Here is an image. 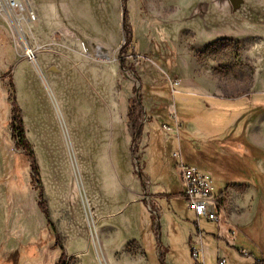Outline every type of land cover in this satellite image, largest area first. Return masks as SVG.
<instances>
[{
    "label": "rangeland",
    "instance_id": "1",
    "mask_svg": "<svg viewBox=\"0 0 264 264\" xmlns=\"http://www.w3.org/2000/svg\"><path fill=\"white\" fill-rule=\"evenodd\" d=\"M125 1L28 0L38 19L23 37L0 13V264H56L54 230L70 264H108L98 234L137 205L153 264H198L200 232L206 264L259 263L264 174L240 145L243 124L207 104L264 82V0ZM20 117L34 158L14 138ZM191 118L197 132L181 126ZM180 151L218 191L230 186L219 222L198 223L183 200Z\"/></svg>",
    "mask_w": 264,
    "mask_h": 264
},
{
    "label": "crops",
    "instance_id": "2",
    "mask_svg": "<svg viewBox=\"0 0 264 264\" xmlns=\"http://www.w3.org/2000/svg\"><path fill=\"white\" fill-rule=\"evenodd\" d=\"M39 65L42 71V64L40 61ZM262 84L264 85V82L256 81L254 89L239 98H221L216 101L212 99L211 101H208L207 109L210 112L215 113L217 106H224L229 109L228 111L234 117H237V121H239L241 125L243 124V143L241 142L240 145L244 146V154L245 156H251L252 158L257 157L259 170L264 174V161L260 158L261 153L259 152H264V88L262 89ZM180 96L181 100H185L186 97L188 99L189 97L188 94L183 95L182 93ZM182 96L184 97L182 98ZM192 112L195 111L193 110ZM182 125L190 127L194 132L198 131L196 127L192 125V118L186 123L182 121L181 126ZM232 128L233 127H231V129ZM228 136H231L232 138L231 134H228ZM231 140L234 141L236 139L233 137ZM252 147L258 149V151L253 150ZM230 153L234 154L237 152L232 149L230 150ZM247 184L249 186L248 192L250 195L258 194V189L254 184ZM149 189L150 187L148 186V190ZM230 191V186H228L222 191H218L217 189L216 193L222 199L223 196ZM145 194L148 196L147 190H145ZM140 211V205H137L133 210L131 219L116 224L113 227H107V229L104 227L102 234H98L101 240L100 243H98V246L102 252L101 256H99L102 261H105V263L107 261L108 264H153L147 254L144 240V230L146 229L147 231L149 229V223L143 225L142 221H140ZM159 224L161 229V223L159 222ZM231 226H233V223L230 226L224 224L222 227L227 233L230 231ZM190 241H192V237ZM162 246L164 245L162 244ZM163 264H166V261H164Z\"/></svg>",
    "mask_w": 264,
    "mask_h": 264
},
{
    "label": "built area",
    "instance_id": "3",
    "mask_svg": "<svg viewBox=\"0 0 264 264\" xmlns=\"http://www.w3.org/2000/svg\"><path fill=\"white\" fill-rule=\"evenodd\" d=\"M0 13L10 19L20 37L24 36L23 23L34 25L38 19L36 13L28 5V0H0ZM28 56L31 60L35 59L29 49ZM179 85L180 82L176 81L175 86ZM164 127L171 131L170 127ZM174 156L179 159V173L185 189L184 200L188 209L198 218V223L202 218L210 222H219L220 213L224 210L225 198L221 199L217 195L214 180L198 167L187 164L181 151L175 153ZM191 242H193L192 257L198 261V264H205L202 232L192 237ZM242 253L246 252L243 250ZM220 264H226V260H220Z\"/></svg>",
    "mask_w": 264,
    "mask_h": 264
},
{
    "label": "trees",
    "instance_id": "4",
    "mask_svg": "<svg viewBox=\"0 0 264 264\" xmlns=\"http://www.w3.org/2000/svg\"><path fill=\"white\" fill-rule=\"evenodd\" d=\"M126 1L124 0V5H125ZM127 14V13H126ZM127 25H125V29L128 28L126 27ZM213 45L210 47L212 49ZM123 66H125V63H123ZM147 86L146 85H142V88H146ZM142 101V99L140 100ZM133 106L130 108V111H129V117H136V112H137V109L139 107V104L141 102H137V101H134L133 102ZM16 110V111H15ZM18 111V114H20V110L19 108L16 106L15 109H14V112H17ZM21 119V117H20ZM137 120H135V123H134V135H133V145L134 147L138 146V143L140 142V140L142 139L143 137V131H144V126L143 125H139L138 123H136ZM16 134H13L14 135V138L15 139H18V146L20 147H23L25 151L29 152L30 155L32 156V158H34V154L32 152V148L26 138V135H25V131H24V127H23V122H22V119H21V122H20V127L19 128H16L14 129ZM18 130V131H16ZM253 150H256L258 151V149L252 147ZM261 153L260 155V158L264 161V152L262 151H259ZM34 172L37 171L36 168H34L33 170ZM38 183V187L41 188V184L39 183V181L37 182ZM40 184V185H39ZM257 187V186H256ZM257 189L259 190V187H257ZM39 206L41 208V210L43 211L45 217L47 218L48 220V223H49V226L53 229H55L53 223L51 222L50 220V217H49V212H48V207H47V204L45 201H41L39 203ZM55 234H54V237L56 238L55 239V242H54V245L53 247L58 250L59 252V256H58V259L56 261V264H70V261H68V253L66 251V249L64 248L62 242H61V239L59 238V235L58 233H56V231L54 230ZM257 264H264V259L259 261V263Z\"/></svg>",
    "mask_w": 264,
    "mask_h": 264
},
{
    "label": "bare ground",
    "instance_id": "5",
    "mask_svg": "<svg viewBox=\"0 0 264 264\" xmlns=\"http://www.w3.org/2000/svg\"><path fill=\"white\" fill-rule=\"evenodd\" d=\"M50 137H51V136H50ZM50 143H51V142H50ZM50 146H51V145H50ZM50 148L52 149V147H50ZM53 148H54V147H53ZM51 149H50V150H51ZM51 152H52V151H51ZM49 154L51 155V153H49ZM51 157H52V156H51ZM52 159H53V158H51V160H52ZM98 248H99V247H98ZM100 256H101V254H100Z\"/></svg>",
    "mask_w": 264,
    "mask_h": 264
},
{
    "label": "water",
    "instance_id": "6",
    "mask_svg": "<svg viewBox=\"0 0 264 264\" xmlns=\"http://www.w3.org/2000/svg\"><path fill=\"white\" fill-rule=\"evenodd\" d=\"M140 88H141V87H140ZM140 88L138 89V93H137L138 96H140Z\"/></svg>",
    "mask_w": 264,
    "mask_h": 264
}]
</instances>
